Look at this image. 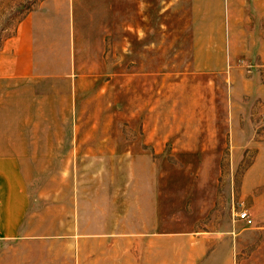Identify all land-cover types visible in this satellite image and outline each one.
<instances>
[{
	"label": "rangeland",
	"instance_id": "obj_1",
	"mask_svg": "<svg viewBox=\"0 0 264 264\" xmlns=\"http://www.w3.org/2000/svg\"><path fill=\"white\" fill-rule=\"evenodd\" d=\"M38 1L0 0V47L20 14ZM72 4L79 6L73 72L39 79L21 116L26 120L15 123L31 133L13 137L29 146L23 165L29 202L16 237L102 238L106 234L92 228L104 217L93 220L88 210L94 192L98 207L136 177L123 163L147 157L164 164L211 162L218 168L210 217L241 219L246 211V226L264 225V181L246 190L242 184L247 169L255 181L264 173V0ZM154 102L164 140L158 152L141 141L143 106ZM1 127L9 126L3 120ZM184 129L197 131L190 138L195 151L182 146L189 139L180 134Z\"/></svg>",
	"mask_w": 264,
	"mask_h": 264
},
{
	"label": "crops",
	"instance_id": "obj_2",
	"mask_svg": "<svg viewBox=\"0 0 264 264\" xmlns=\"http://www.w3.org/2000/svg\"><path fill=\"white\" fill-rule=\"evenodd\" d=\"M78 7L72 0L32 4L14 22L0 47V264H264V225L246 226L239 218L210 217L217 198L218 167L205 160L164 164L147 157L124 162L123 168L136 170V177L116 189L115 196L105 195L98 207L94 192V204L88 206L93 220L104 217L103 225L92 228L106 234L102 238L92 235L88 240L48 242L34 241L27 235L16 237L29 202L23 174L29 146L16 144L13 137L31 133L15 123L24 121L21 116L26 115L39 79L73 72ZM148 104L143 106L141 141L143 147L158 152L164 141L158 128V104ZM3 120L9 127H1ZM196 133L180 131L189 138L182 145L184 149H197L190 140ZM250 169L242 180L245 190L264 181V173L261 179L251 180ZM143 172L146 180L137 176ZM127 192L135 195L130 197Z\"/></svg>",
	"mask_w": 264,
	"mask_h": 264
},
{
	"label": "built area",
	"instance_id": "obj_3",
	"mask_svg": "<svg viewBox=\"0 0 264 264\" xmlns=\"http://www.w3.org/2000/svg\"><path fill=\"white\" fill-rule=\"evenodd\" d=\"M240 218H241V219H244V220H246V221H249V220H250V218H249V216H248V214H247L246 211H242V212L240 213Z\"/></svg>",
	"mask_w": 264,
	"mask_h": 264
}]
</instances>
